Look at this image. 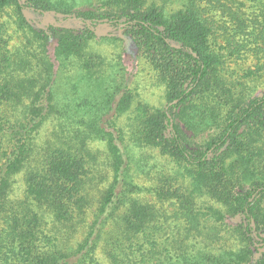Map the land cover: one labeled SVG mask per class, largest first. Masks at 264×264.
<instances>
[{
	"label": "trees",
	"instance_id": "obj_1",
	"mask_svg": "<svg viewBox=\"0 0 264 264\" xmlns=\"http://www.w3.org/2000/svg\"><path fill=\"white\" fill-rule=\"evenodd\" d=\"M105 29L133 39L166 108L122 121L121 54L104 69L91 47ZM249 56L254 82L264 0H0V264H101V245L110 264H264V95L226 70Z\"/></svg>",
	"mask_w": 264,
	"mask_h": 264
},
{
	"label": "rangeland",
	"instance_id": "obj_2",
	"mask_svg": "<svg viewBox=\"0 0 264 264\" xmlns=\"http://www.w3.org/2000/svg\"><path fill=\"white\" fill-rule=\"evenodd\" d=\"M102 2V0H100ZM187 2V0H148V3L150 5L157 4L167 12H171L173 10L182 8L184 4ZM88 9V7L86 8ZM55 17H57V13L54 11L48 12V22H52L55 20ZM37 22V21H35ZM35 26L36 23L32 22ZM77 23L74 24V27H76ZM78 27V26H77ZM40 28V27H39ZM13 33V30L11 31ZM14 37L16 38L15 41H17V35L16 33H13ZM121 37L124 39L125 42H122L121 45L118 42H115L113 38ZM56 41L55 39H52L50 43V53L53 54L54 47H55ZM92 50H95L101 54H103L106 57L105 65L103 66L104 69L110 66L115 65L116 66V60L118 59V53L122 57L121 63L123 67L125 68V73L121 80L123 83V90H125L126 83H127V89L131 90L134 94V100H133V107L131 110H129L123 117H121L122 121H130L127 119H130L132 116H135V112H133V108H136L139 104H146L150 106L153 109H164L166 108L168 104V99L166 98V87L163 85V83L160 81V79L157 77L155 70L153 69L151 63H149L145 57L141 55V52H139V49L137 48V45L133 41V39L128 36L125 31H121L120 29H105L101 32V34L98 35V37L92 42L91 44ZM258 64V58L255 56H249L242 59H232L228 61L226 70L228 75H231L233 78L231 79H241L242 81L248 82L252 85L254 88V91L256 95H264V74L256 76L257 81L253 82V79L251 77V71L256 74L258 72L256 66ZM109 65V66H108ZM120 79V77H118ZM119 100V99H117ZM209 101V99H208ZM203 101L193 102L191 104L192 113L194 115V118L197 119V121L203 122L205 124H209L211 120H204L202 119L200 115H197V103L201 104ZM211 104V102H210ZM201 106V105H200ZM203 110L204 106H202ZM210 119H212V115L205 116ZM202 119V120H201ZM207 119V118H206ZM217 121H212L211 126H214L212 129L214 132L216 131V123ZM209 134V132H206ZM207 135V134H206ZM98 145V144H97ZM100 147V172L99 176L102 178V175H106L103 183L98 181L97 183H100L98 186L101 187V190L108 186V184L112 181L113 173L109 170L108 165H106L105 157H106V148L103 145H98ZM134 156V159H138L141 155L139 151H135L134 153H130ZM164 168H172L174 167L177 169V167L172 162H163ZM178 170V169H177ZM22 176L19 175L18 178L20 180L19 187L22 188V180L20 179ZM97 176V175H96ZM98 176V177H99ZM138 181L142 183H148V181L140 180ZM98 186H95L93 191V194H98ZM150 201L153 202L155 199L152 196H149L148 198ZM203 199H199V201H202ZM197 203V198L195 199ZM67 230V229H66ZM63 231V230H62ZM68 232V230H67ZM69 237L66 238V240L71 244V246H74L79 240L82 238L81 233L72 232L71 235L67 236V234H64L63 236ZM97 257L99 258L101 264H110L108 259L106 258L102 245L98 249Z\"/></svg>",
	"mask_w": 264,
	"mask_h": 264
}]
</instances>
